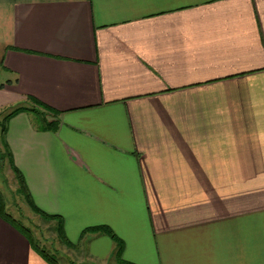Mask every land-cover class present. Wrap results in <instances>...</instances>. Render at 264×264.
<instances>
[{
  "label": "crops",
  "instance_id": "0c3cea01",
  "mask_svg": "<svg viewBox=\"0 0 264 264\" xmlns=\"http://www.w3.org/2000/svg\"><path fill=\"white\" fill-rule=\"evenodd\" d=\"M30 96L56 125L5 138L61 253L264 264V0H0V112ZM0 264H50L1 213Z\"/></svg>",
  "mask_w": 264,
  "mask_h": 264
},
{
  "label": "trees",
  "instance_id": "16d2710c",
  "mask_svg": "<svg viewBox=\"0 0 264 264\" xmlns=\"http://www.w3.org/2000/svg\"><path fill=\"white\" fill-rule=\"evenodd\" d=\"M28 104L26 103H20L12 108H10V111H7L6 114H4L3 116V121H2V128H1V142L3 145V151H0V160L4 161L5 159H7L9 166L12 167L13 171H14V176L16 178L17 181V193L22 195L25 199V201L27 202V204L29 206H31L32 210H34L35 213H37L38 215H40L43 219H45L46 221H52L54 219H57V216L55 215H50L45 213L44 211H41L34 203L28 187L26 185V181L24 178V175L21 173V171L14 165L13 163V156L11 151L9 150L8 147V143L6 141V131H7V123L9 121L10 118H12L13 116H15L16 114H18L21 111H28L31 112L32 114H34L37 118H39L40 121V125L42 128L46 129V128H52L56 125L55 120L49 121L48 120V113H53L54 115H58L59 111L52 109L51 107H49L48 105L44 104L43 102H41L40 100L36 99L35 97H28ZM1 114V113H0ZM0 213L2 215V217H4V219H9L10 222L20 231L24 232L26 234V236L28 237V239L30 240L33 248L42 256L44 257V259H46L50 264H61L58 260V258L51 253L49 250H47L44 246H42L40 244V241L34 236L32 230L27 227L26 225H24L21 221H19L18 219H16L11 213L7 212L6 210V202H5V197L3 195V193L0 191ZM105 231V232H109L111 235H113V233L105 228V227H91V229H88L84 232L87 231ZM55 231L57 232L58 237L65 243H67L68 246H72L71 243L67 240L65 232H64V223L61 219L57 220V223L55 224ZM118 251L116 252V257L121 260V262L123 264H132L129 263L127 261H123L121 258L120 252H121V248L117 249ZM63 264H76L75 262H70V263H63Z\"/></svg>",
  "mask_w": 264,
  "mask_h": 264
},
{
  "label": "rangeland",
  "instance_id": "374dc122",
  "mask_svg": "<svg viewBox=\"0 0 264 264\" xmlns=\"http://www.w3.org/2000/svg\"><path fill=\"white\" fill-rule=\"evenodd\" d=\"M7 111H10V109L1 110L0 112V134L3 116L7 113ZM0 151H3L1 137ZM16 189L17 182L13 174L11 173V169L9 167L7 159H5L4 161L0 160V191L5 197L7 212L11 213L16 219L29 227L32 230L34 236L40 241V244L51 253H53L58 258L61 264L70 263L74 260V258H78V251L72 253L68 249H64L62 253L61 251H59V247L61 245H67V243L62 242V240L59 239L57 232L55 231V224L50 221H46L41 216L37 215L34 210H32L31 206L27 204L24 197L17 193ZM7 221L11 223L9 219H7ZM11 225L14 226L12 223ZM91 264L102 263L91 262Z\"/></svg>",
  "mask_w": 264,
  "mask_h": 264
}]
</instances>
